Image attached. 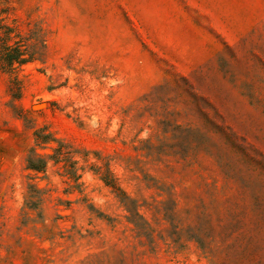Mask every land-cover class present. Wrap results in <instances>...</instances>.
Returning <instances> with one entry per match:
<instances>
[{
  "label": "rangeland",
  "instance_id": "obj_1",
  "mask_svg": "<svg viewBox=\"0 0 264 264\" xmlns=\"http://www.w3.org/2000/svg\"><path fill=\"white\" fill-rule=\"evenodd\" d=\"M16 42L0 264H264V0H0Z\"/></svg>",
  "mask_w": 264,
  "mask_h": 264
},
{
  "label": "trees",
  "instance_id": "obj_2",
  "mask_svg": "<svg viewBox=\"0 0 264 264\" xmlns=\"http://www.w3.org/2000/svg\"><path fill=\"white\" fill-rule=\"evenodd\" d=\"M37 42L40 43V46H42V48H45V42L40 36L37 37ZM37 59L39 58H37L35 54L24 50L22 48V45L18 42H16L15 45L4 44L0 48V62L8 68L22 66L36 61ZM31 161L32 160L29 159V169L38 172L45 171L46 162L44 160H39L38 165H33ZM127 210L131 213V217H128V221L138 227V222L136 218L140 217V215L137 212V208H134V210L127 208Z\"/></svg>",
  "mask_w": 264,
  "mask_h": 264
}]
</instances>
